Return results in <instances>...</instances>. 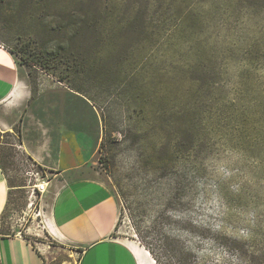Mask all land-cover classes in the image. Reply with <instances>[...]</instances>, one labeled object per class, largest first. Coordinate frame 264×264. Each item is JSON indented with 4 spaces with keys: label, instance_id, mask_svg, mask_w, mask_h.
I'll return each mask as SVG.
<instances>
[{
    "label": "rangeland",
    "instance_id": "obj_1",
    "mask_svg": "<svg viewBox=\"0 0 264 264\" xmlns=\"http://www.w3.org/2000/svg\"><path fill=\"white\" fill-rule=\"evenodd\" d=\"M33 40L61 52L33 96L58 88L66 121L78 105L119 234L160 264H264V0H0V45ZM0 140L21 185L0 232L31 236L37 165ZM50 245L47 264H77Z\"/></svg>",
    "mask_w": 264,
    "mask_h": 264
},
{
    "label": "crops",
    "instance_id": "obj_2",
    "mask_svg": "<svg viewBox=\"0 0 264 264\" xmlns=\"http://www.w3.org/2000/svg\"><path fill=\"white\" fill-rule=\"evenodd\" d=\"M59 91L40 90L34 97L14 54L0 45V131L18 128L22 149L51 176L31 236L0 232V264H47L50 242L82 249L77 264H158L138 238L118 233L117 201L95 168L99 145L86 142L78 105L64 119ZM9 190L0 167V219Z\"/></svg>",
    "mask_w": 264,
    "mask_h": 264
},
{
    "label": "trees",
    "instance_id": "obj_3",
    "mask_svg": "<svg viewBox=\"0 0 264 264\" xmlns=\"http://www.w3.org/2000/svg\"><path fill=\"white\" fill-rule=\"evenodd\" d=\"M5 48H7L8 50H10L13 54L16 55V59L19 65H24L27 68H29V77H30V83L32 85V87L34 88V84L36 82L35 78H36V73L37 70H43L45 72H52L53 74H56L57 71V67L60 65L59 63L61 62L60 59V54L61 52L57 49V50H48L47 48H45V46L40 45L38 42H36V40L30 41L28 42V44L26 45V47L21 48V49H14L11 48L5 44H2ZM35 73V74H34ZM34 91V90H33ZM5 135H12L15 136L17 141L21 142L20 139V131L18 130V128L14 129V132H2L0 131V138L4 137ZM1 143V140H0ZM0 167L3 170V172L5 173V176L7 178L10 190H9V205L10 203L13 201V192L11 190V187H16V190L20 189L21 185H12V181L10 180L7 171H6V166L4 165V163L0 160ZM40 168V167H39ZM2 218V217H1ZM3 234H10V232H2ZM145 245V244H144ZM147 248L148 246L145 245ZM151 252V254L153 255V257L155 258V260L157 261L158 264H160L159 258H157L154 254V252L148 248ZM79 252L82 251V249H78Z\"/></svg>",
    "mask_w": 264,
    "mask_h": 264
},
{
    "label": "built area",
    "instance_id": "obj_4",
    "mask_svg": "<svg viewBox=\"0 0 264 264\" xmlns=\"http://www.w3.org/2000/svg\"><path fill=\"white\" fill-rule=\"evenodd\" d=\"M29 174L35 177L36 183L33 185L34 186L33 194H37L40 200L41 199L40 197H42L49 189L50 182H51L50 175L44 169L39 168L38 166L36 167V169H31ZM36 209H37L36 215L41 216L42 210H41L40 204L39 206L37 205Z\"/></svg>",
    "mask_w": 264,
    "mask_h": 264
}]
</instances>
